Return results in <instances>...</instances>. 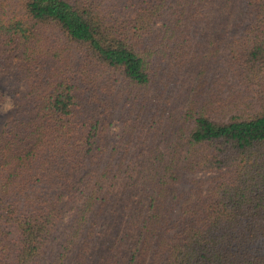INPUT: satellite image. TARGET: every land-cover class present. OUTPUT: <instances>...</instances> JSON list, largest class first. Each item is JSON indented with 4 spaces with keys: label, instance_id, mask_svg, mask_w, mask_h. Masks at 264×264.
<instances>
[{
    "label": "trees",
    "instance_id": "1",
    "mask_svg": "<svg viewBox=\"0 0 264 264\" xmlns=\"http://www.w3.org/2000/svg\"><path fill=\"white\" fill-rule=\"evenodd\" d=\"M14 60L0 264H264V0H0Z\"/></svg>",
    "mask_w": 264,
    "mask_h": 264
},
{
    "label": "rangeland",
    "instance_id": "2",
    "mask_svg": "<svg viewBox=\"0 0 264 264\" xmlns=\"http://www.w3.org/2000/svg\"><path fill=\"white\" fill-rule=\"evenodd\" d=\"M16 63L14 60L8 66L0 65V132L17 111L26 107L25 86L16 78Z\"/></svg>",
    "mask_w": 264,
    "mask_h": 264
}]
</instances>
